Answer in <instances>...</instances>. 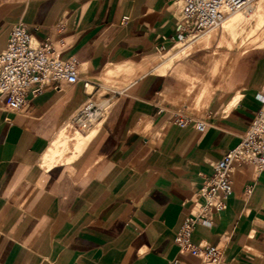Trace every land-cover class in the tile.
<instances>
[{"label":"crops","instance_id":"obj_1","mask_svg":"<svg viewBox=\"0 0 264 264\" xmlns=\"http://www.w3.org/2000/svg\"><path fill=\"white\" fill-rule=\"evenodd\" d=\"M178 18L174 0H0V52L21 25L79 72L75 84L28 92L17 111L0 107V264H201L174 238L203 178L260 106L264 48L234 56L192 113L204 84L187 95L183 77L197 74L207 54L174 60L186 39ZM166 53L173 60L164 73L162 63L144 66ZM125 61L135 76L103 86L99 74ZM85 81L92 95L112 92L106 112L77 156L45 161L59 124L85 101ZM177 114L203 121L205 131L180 127ZM230 182L226 207L213 224L194 225L190 240L218 246V264H264V172L235 164Z\"/></svg>","mask_w":264,"mask_h":264},{"label":"built area","instance_id":"obj_2","mask_svg":"<svg viewBox=\"0 0 264 264\" xmlns=\"http://www.w3.org/2000/svg\"><path fill=\"white\" fill-rule=\"evenodd\" d=\"M254 0H174L179 18L176 30L186 37L191 32H204L219 27L230 13L243 10ZM78 62L61 59L48 42H37L21 25L9 33L5 48L0 52V107L19 110L25 95L37 94L44 89H55L61 83L75 84L79 80ZM88 81L84 82L86 99L72 116V123L87 129L102 120L108 101L96 104L92 94H86ZM260 106L252 121L240 136L239 142L227 150L213 165L194 194L192 206L175 235L181 250L196 256L201 264H218L221 250L218 246H201L191 242L190 235L196 224H213V216L223 210L232 196L230 173L235 164H250L257 172H264V92ZM162 109L158 108L157 113ZM94 119V121H93ZM175 122L180 127L191 126L204 132L206 124L177 114Z\"/></svg>","mask_w":264,"mask_h":264},{"label":"rangeland","instance_id":"obj_3","mask_svg":"<svg viewBox=\"0 0 264 264\" xmlns=\"http://www.w3.org/2000/svg\"><path fill=\"white\" fill-rule=\"evenodd\" d=\"M254 1L257 2L258 0H254ZM259 1H261L262 6L264 7V5H263L264 0H259ZM252 13L253 12H251L250 14L252 15ZM241 24L239 26L240 29L239 28L237 29V32L239 31V33H237V36L234 40H231L229 35L223 31V29L220 25L219 27H217L215 29H211L212 31L206 30L204 32H199V33L191 32L187 37H185L186 39H184L182 41H178V42L184 43V44H182V46H180V48L183 50L181 51L180 54L176 55L174 60L183 58L186 54H188L189 52L196 50V49H200L207 54L206 59H205L203 65L200 66V70L197 74L193 75L191 78L187 77V76L183 77L188 82L187 87H186V94L187 95L192 91V89L194 88V85H196L197 83H203L204 84V88H203L202 92L199 95H196L194 98V104L192 105L193 109H190V111L192 113H196L197 110L200 108L199 101L202 97H204V92H205L206 88L208 86L212 87V85L219 82V80H221L220 78L223 77L225 75V73L228 71L229 66L232 63V59L234 58V56H236L237 54H240L246 50H250L251 48H256L259 46L262 47L261 41L263 40V38H261L262 40L260 39V42H258L256 44H248L247 41H245L243 43V41L246 38L247 32L251 29V27H255L254 26L255 25V17L253 16V17L249 18L248 21H244V23L242 25ZM263 29H264V26L258 32H261ZM221 30H222V32H221ZM263 32H264V30H263ZM261 36L264 37V33H262ZM244 45L246 48L243 47ZM244 48H245V50H244ZM165 59H166V56H159V57L155 58L154 60H152L150 63H146L145 67L149 68V67L153 66L154 64L158 65V64L162 63ZM218 59H220V60H218ZM218 61H219V64H218ZM214 63H215L217 68L215 67L214 71H212V73L214 72L213 76H211L209 79H207V77H209V71L213 67ZM211 64H213V65H211ZM111 65H113V64H111ZM111 65H109V66H111ZM217 65H219V66H217ZM101 74H99V75H101ZM119 75H116V76L110 78L111 80L109 79V82L107 80V81H100V83L105 87L112 88V89H118L120 86L123 85V83H126L129 79H131L132 77L135 76L133 74L124 75L125 80H123L121 83H118V82H115V80L117 79V77H119ZM98 78H99V76H98ZM99 80H100V78H99ZM91 89L93 90V88L88 86L86 88V92L92 93L93 91H90ZM112 95H113L112 92L107 91L103 88L102 90H100L98 92V94L92 95V97H93L92 101L96 102V104H102L103 102H105L104 98H109V100H110L112 98ZM71 118L63 121V122H69L68 128H70V129H73L75 127L81 132H86L89 128H91L92 126L94 127V125H96V124H93L89 128L84 129V128H81L80 125H78L76 123H72ZM72 146H73L72 142L68 143L67 149L65 150L66 155L68 154V152L71 153V151H74L72 149ZM62 160H66V159L62 158L58 162H61Z\"/></svg>","mask_w":264,"mask_h":264},{"label":"bare ground","instance_id":"obj_4","mask_svg":"<svg viewBox=\"0 0 264 264\" xmlns=\"http://www.w3.org/2000/svg\"><path fill=\"white\" fill-rule=\"evenodd\" d=\"M254 2L255 1H253L251 4H249L246 8H244V10H237L233 13H230L228 16H226L224 18V20L222 21L221 27H222L223 31L229 35L231 40H234L237 36V33H239V31L237 32V29L239 28L240 24L241 23L243 24L244 21H248L249 18L254 16L255 17V25H254L255 27H251V29L246 34L245 40L244 41L242 40V41H243V43L245 41H247L248 44H256V43L260 42L261 38H263V40L261 39L262 40L261 41L262 47L259 46L256 48H264V37L261 36L262 33H264L263 32L264 29L261 32H258L264 26V9H263L264 7L262 6L261 1L258 0L257 2H255V3ZM251 12H253L252 15L250 14ZM221 32H222V30H221ZM182 44H184V43L183 42H177L175 46L180 47V46H182ZM243 47H245V45ZM245 48H244V50H245ZM176 54L178 55V53H176ZM164 56H166V58H168V53H166ZM145 59L143 58L144 61H145ZM220 59H218V60H220ZM171 60H173V59H170V57L167 60L165 59L156 71L158 73H164L166 71V69L171 65ZM218 64H219V61H218ZM211 65H213V64H211ZM144 66H146V65H144ZM154 66H156V65H154ZM217 66H219V65H217ZM215 67H216V65L214 63L213 67L209 71V77H207V79H209L211 76H213L214 72L212 73V71H214ZM135 68H136L135 64L132 62H129V61L116 63V64H113L111 66H107V68L103 71V73L101 75H99V78H100V81H107L108 80V82H109V79L116 76V75H119V74L131 75V74H133ZM221 83H222V80H219V82L215 83L212 86L214 88L211 89V91L209 90L208 92H212V90H214L215 87L217 88L218 86H220ZM88 86L93 88L92 85H88ZM90 91H93V90L91 89ZM86 94H91V93L86 92ZM207 94H209V93H207ZM93 121H94V119H93ZM95 124L96 125H94V127L92 126L86 132H81L75 127L73 129L68 128L69 122H61L57 128L55 136L50 140V144H49V146H48V148H47V150L43 156V159L45 161H48V162H51V161L56 160V159H57V161H59L62 158H65L67 161L73 159L75 156H77L83 150V148L85 147L87 142L90 140V138L96 132L95 130L97 128L98 123L95 122ZM70 142H72V145H73L72 149L74 151H71L70 154L66 155L65 150L67 149V145Z\"/></svg>","mask_w":264,"mask_h":264}]
</instances>
